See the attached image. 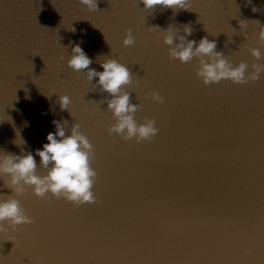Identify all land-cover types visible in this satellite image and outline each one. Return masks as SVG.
Returning a JSON list of instances; mask_svg holds the SVG:
<instances>
[{
  "label": "water",
  "instance_id": "95a60500",
  "mask_svg": "<svg viewBox=\"0 0 264 264\" xmlns=\"http://www.w3.org/2000/svg\"><path fill=\"white\" fill-rule=\"evenodd\" d=\"M143 7L138 0H99L93 11L80 0H0V150L34 154L55 130L53 119L67 120L69 130L79 123L95 149L98 201L77 206L26 187L18 199L34 222L0 233V264H264V73L242 85L205 86L198 61L170 59L162 31L152 28L183 34L190 26L189 39L207 36L230 63L251 70L264 64L255 22L264 25V0ZM129 29L136 43L125 47ZM70 41L82 42L91 68L102 71L106 58L129 67L125 90L139 105L136 121L153 119L159 129L151 142L109 135L108 94L68 68ZM251 48H260V60ZM153 92L163 104L151 101ZM61 95L70 97V112L60 110ZM17 130L26 144L13 143ZM4 179L0 194L14 195Z\"/></svg>",
  "mask_w": 264,
  "mask_h": 264
},
{
  "label": "clouds",
  "instance_id": "9594fccd",
  "mask_svg": "<svg viewBox=\"0 0 264 264\" xmlns=\"http://www.w3.org/2000/svg\"><path fill=\"white\" fill-rule=\"evenodd\" d=\"M98 2L99 0H80L89 11L98 10ZM248 2L251 3V0ZM189 3L190 0H138V4H143V10L146 12L156 6L171 8L174 11L188 10ZM252 11L256 12L257 9L253 7ZM242 21L244 20L239 22L241 30ZM255 22L259 25V42H264V25H260L259 21ZM152 28L162 31L163 43L168 46L170 59L178 60L182 64L198 61L196 76L205 86L218 84L222 80L242 85L259 80L264 73V64H253L251 70L245 62L234 66L222 51H217V42L209 40L207 36L199 41L189 39L192 36L190 26L183 27V34L173 26L167 29L160 26ZM239 35H244L247 39L242 31ZM231 42L232 38L228 37V43ZM81 43L69 42L71 54L68 55L67 66L74 72L84 73L94 90L98 89L101 94H108L104 103L106 102L107 110L112 113L115 120L108 129L109 135L115 134L124 141L135 140L137 144L151 142L158 135L159 129L153 119L145 118L143 123L136 121L135 114L139 110V105L131 102V93L125 90L133 82L129 67L115 58H106L100 62L102 71L91 68L93 59L86 54ZM135 43L129 29L123 39V45L130 47ZM250 52L257 60L262 58L260 48H251ZM150 99L155 104L164 103L162 96L157 92L151 93ZM58 102L61 111H69L71 99L68 95L59 96ZM52 124L55 130L47 134V142L36 149L34 154L24 149H21L19 155L0 150V177L5 178L3 186L14 193L7 197L0 194V233L9 230L14 232L17 226L34 222L33 218L25 213L18 199L24 194L26 187H30L33 194L41 199L51 194L77 206L98 203L93 192L97 179V172L92 167V161L96 158L93 144L81 132L79 123H74L70 130L67 120L53 119ZM13 143L26 144L18 130ZM36 157H39V168L46 171L45 175L38 174Z\"/></svg>",
  "mask_w": 264,
  "mask_h": 264
},
{
  "label": "snow or ice",
  "instance_id": "6c2138e0",
  "mask_svg": "<svg viewBox=\"0 0 264 264\" xmlns=\"http://www.w3.org/2000/svg\"><path fill=\"white\" fill-rule=\"evenodd\" d=\"M29 225H31V224H29Z\"/></svg>",
  "mask_w": 264,
  "mask_h": 264
}]
</instances>
